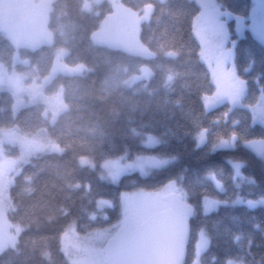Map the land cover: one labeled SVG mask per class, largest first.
Returning a JSON list of instances; mask_svg holds the SVG:
<instances>
[{
    "label": "trees",
    "instance_id": "obj_1",
    "mask_svg": "<svg viewBox=\"0 0 264 264\" xmlns=\"http://www.w3.org/2000/svg\"><path fill=\"white\" fill-rule=\"evenodd\" d=\"M83 1H52L48 19L52 43L20 47L28 65L14 63L15 45L0 30V63L9 69L22 73L31 69L44 76L59 48L67 49L65 63H84L88 68L80 74L58 73L47 84L50 94L64 87L66 108L52 124L44 115L43 103L15 112L12 93L0 90V128L17 126L30 135L46 129L62 146L60 152L38 153L21 163L9 188L8 210L11 229L19 231L14 245L0 250V264H72L62 244L71 224L80 233L109 228L121 217L123 192L153 191L169 182L181 194L186 192L189 203L196 206L183 264H226L228 259L264 264V205L249 209L229 203L208 214L202 210L204 195L228 201L236 194L251 199L264 195V158L241 143V139L264 136V126L250 125L253 115L246 106L223 102L206 108L204 96L214 92V83L194 33L199 5L195 0H122L138 10L147 4L153 7L140 29V39L151 54L142 55L93 42L92 33L112 5L104 0L86 10ZM215 2L234 15H246L251 6V0ZM228 27L231 38H237L234 19ZM243 31L235 46L236 73L246 81L243 102L255 104L264 86V43L247 29ZM143 66L151 69V76L126 85L125 80ZM217 117L219 122H215ZM234 118L240 119L235 128ZM202 129L207 130L206 142L196 148L194 137ZM233 131L238 136L234 149L210 150ZM145 134L156 136L158 142L144 145ZM9 147L8 153H19L16 146ZM139 154L172 160L148 173L133 170L116 182L101 176L100 163L105 159H133ZM82 156L91 158L95 166L82 165ZM229 158L243 160V174L254 177L255 183L244 180L237 187ZM209 173H215L223 191ZM104 199L110 203L101 204ZM200 229L205 230L209 244L194 263ZM237 235L240 240L234 239Z\"/></svg>",
    "mask_w": 264,
    "mask_h": 264
},
{
    "label": "rangeland",
    "instance_id": "obj_2",
    "mask_svg": "<svg viewBox=\"0 0 264 264\" xmlns=\"http://www.w3.org/2000/svg\"><path fill=\"white\" fill-rule=\"evenodd\" d=\"M52 1L0 0V30L9 36L15 45L14 63L28 65V60L20 56V47L36 48L41 44L52 43V34L48 27ZM102 1L104 0H84L83 5L86 10H93L94 3ZM108 1L112 5V11L105 16L100 26L92 33L93 42L122 48L136 54H151V51L140 39V29L142 23L150 18L152 5L147 4L141 10H138L125 5L122 0ZM195 1L200 7V11L194 19V33L201 44V55L214 83V92L204 96L206 108H211L223 102L229 103L232 107L237 105L246 106L252 112L254 122L264 126V121H261L258 117V113L264 110V93L259 95L255 104H245L243 96L246 92V83L234 87V77L238 75L236 69L234 72L232 66L216 49L218 4L215 0ZM25 9L27 14L18 17L19 11ZM240 36L242 35H237V38ZM237 38L234 39L237 40ZM262 42L264 43V41ZM66 54V48L57 49L55 62L49 73L44 76L37 75L31 69L26 73L17 72L15 69H9L0 63V90L6 89L12 93L15 112L21 107L41 102L45 106L44 115L49 122L52 124L57 119L58 115L66 108L63 97L64 87L61 85L55 92L50 94L46 91L47 84L58 73L73 75L80 74L88 69L84 63L76 65L65 63L63 57ZM151 73L148 66H143L139 73L125 80V84L130 86L137 80L148 79ZM238 76L242 78L240 75ZM217 97H222V102L213 103ZM142 142L146 146H152L158 142V138L152 134H145ZM7 145L16 146L19 153L16 155L8 153L11 152V148ZM60 151H62V146L47 134L46 129L30 135L21 132L17 126L0 128V250L14 245L19 231V229H16V231L11 229L8 210L10 208L9 188L15 175L20 170L21 163L28 161L31 156L38 153ZM149 160L166 161V163L153 166L149 165ZM171 160V157L148 154H139L133 159L124 157L108 158L100 163V174L103 178L116 182L123 174L128 172L139 170L148 173L153 169L165 166ZM79 162L82 165L95 166L89 157L82 156L79 158ZM214 182L216 183L215 180ZM236 183L240 184L241 181L236 180ZM174 189L177 191L174 182H169L160 189L153 191L139 189L123 192L121 195V217L109 228L105 227L87 233H80L76 230L74 224H71L62 237L63 247L71 263L106 264L102 259V247L120 225H126L127 217L130 215L129 205L135 204L139 209L137 220L144 219L151 213L168 207V201L164 197L171 192H175ZM100 202L101 204L110 203L108 199L100 200ZM113 227H116V229L113 230ZM202 230L205 232L204 229ZM200 231L201 229L196 233L194 263L199 261L201 253L206 249L199 250V254H197Z\"/></svg>",
    "mask_w": 264,
    "mask_h": 264
},
{
    "label": "snow or ice",
    "instance_id": "obj_3",
    "mask_svg": "<svg viewBox=\"0 0 264 264\" xmlns=\"http://www.w3.org/2000/svg\"><path fill=\"white\" fill-rule=\"evenodd\" d=\"M234 19L235 21V33L237 35H242L243 30L246 28L251 34L255 37H258L259 40L264 41V0H251V6L247 11L246 15H234L231 11L224 8L222 4L219 5V11L216 18V38L215 46L217 51L220 52L222 57L232 66L233 71L235 72L236 66L234 63V49L237 44V40L230 38L229 32V21ZM247 70V69H246ZM246 81L240 78L238 75L234 77V87H239L240 84H245ZM264 93V86H261L259 89V94ZM222 102V97H217L213 103ZM226 115V114H225ZM258 117L261 121H264V110L258 113ZM215 122H219V118H216ZM240 123L239 118H234L232 125L233 128L238 126ZM251 126H256L255 122L250 121ZM206 129H202L194 137L195 147L199 148L206 142ZM238 136L235 131L231 132L227 137H220L217 142L211 145L212 151L215 150H227L234 149L236 147V141ZM242 146L247 150L253 152L255 155L264 157V136L260 138H247L241 139ZM228 162L233 169V180L244 181L247 180L249 183H255V178L250 176H245L242 172L244 167V161L240 159L229 158ZM149 165L158 166L159 164L166 163V161H156L149 160ZM213 180L216 181V187L223 191L222 183L216 179L215 173H209ZM182 180V176L178 177ZM239 187V184H237ZM175 191V189H174ZM232 205H245L249 209L255 208L257 205H264V195L260 196L259 199H251L242 197L239 194H236L235 199L228 200H219L208 195L202 197V210L204 214L215 211L221 204ZM130 215L127 217L126 226L129 228H136L138 226V212L139 209L135 204L129 205ZM171 216L169 222L171 226L180 231L182 229H189L190 219L196 215V206L189 203L187 200L186 192L181 194L180 202L170 206ZM254 227H259V225H253ZM235 240H240V236L237 235L234 237ZM209 244V239L205 232L201 229L199 242L197 244V254L199 250L205 249ZM251 240H248V248L250 252ZM181 258L185 257V246H182L180 252ZM226 264H237V261L233 259H228ZM239 264H245L244 261H240ZM251 264V261L247 262ZM259 264V262H256Z\"/></svg>",
    "mask_w": 264,
    "mask_h": 264
},
{
    "label": "water",
    "instance_id": "obj_4",
    "mask_svg": "<svg viewBox=\"0 0 264 264\" xmlns=\"http://www.w3.org/2000/svg\"><path fill=\"white\" fill-rule=\"evenodd\" d=\"M181 193L164 197L168 207L146 216L136 228L120 225L102 247L106 264H183L190 238L189 229L175 230L170 222V206L180 202ZM185 246V257L180 252Z\"/></svg>",
    "mask_w": 264,
    "mask_h": 264
},
{
    "label": "flooded vegetation",
    "instance_id": "obj_5",
    "mask_svg": "<svg viewBox=\"0 0 264 264\" xmlns=\"http://www.w3.org/2000/svg\"><path fill=\"white\" fill-rule=\"evenodd\" d=\"M19 12H20V14L17 15L18 17H20V15H21V16H25V15L27 14L26 9H25V10H21V11H19ZM141 220H142V219L138 220V222H140Z\"/></svg>",
    "mask_w": 264,
    "mask_h": 264
}]
</instances>
